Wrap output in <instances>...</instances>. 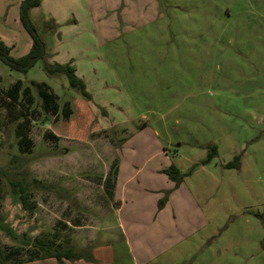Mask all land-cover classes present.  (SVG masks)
I'll return each instance as SVG.
<instances>
[{
    "label": "rangeland",
    "instance_id": "1",
    "mask_svg": "<svg viewBox=\"0 0 264 264\" xmlns=\"http://www.w3.org/2000/svg\"><path fill=\"white\" fill-rule=\"evenodd\" d=\"M23 1L0 0V39L16 58L33 46ZM30 16L45 62L74 67L91 98L42 61L27 74L0 61V222L29 243L0 231L8 262L59 264L31 246L45 233L94 256L106 247L98 263L65 264H138L100 183L124 154L182 175L166 226L178 242L149 264H264V0H43ZM14 177L27 179L34 214Z\"/></svg>",
    "mask_w": 264,
    "mask_h": 264
},
{
    "label": "crops",
    "instance_id": "2",
    "mask_svg": "<svg viewBox=\"0 0 264 264\" xmlns=\"http://www.w3.org/2000/svg\"><path fill=\"white\" fill-rule=\"evenodd\" d=\"M44 84L47 83L42 82L41 86ZM160 153L162 157H167L165 151ZM144 156L127 159L124 154H117L107 172L100 178L105 197L117 214L129 253L138 264L152 263L166 252H171L178 242V238L172 236V228L167 229L166 226L172 220L171 216L167 215V210L180 186L178 187L164 172L166 164H154L151 168L152 162L155 161L154 156ZM160 178L164 185H154L158 184ZM167 191L171 192L164 200V193ZM176 221L175 219L174 222ZM178 224L174 225L177 228V236L183 239L190 233V223L180 220ZM195 231L192 230L191 233ZM105 251V246L98 248L95 250V257L100 260L102 255H105L107 259Z\"/></svg>",
    "mask_w": 264,
    "mask_h": 264
},
{
    "label": "trees",
    "instance_id": "3",
    "mask_svg": "<svg viewBox=\"0 0 264 264\" xmlns=\"http://www.w3.org/2000/svg\"><path fill=\"white\" fill-rule=\"evenodd\" d=\"M43 0H24L20 6V20L26 31L31 35L33 40V46L28 54L16 58L12 55L13 48L7 45L3 40L0 39V61L6 65L11 71L27 74L31 69H33L38 62H43L44 70L50 76H59L66 75L70 81V86L79 92L82 95L89 99L91 98L90 94L87 91V86L82 79L77 76L76 69L70 64L68 65H51L45 62L46 47L45 43L39 36L37 29L31 19L30 11L33 8H38L41 6ZM2 131V122L0 121V133ZM2 143L0 141V149ZM216 155V149L213 150V153H210L207 160L204 161L205 164L209 163L213 157ZM235 163H230L229 166H234ZM164 172L169 175V177L179 184L182 180L181 172L174 166ZM8 176V172L5 169L0 167V204L4 198V183L3 179ZM11 191L15 195L22 208L34 214L38 209V203L33 200L31 196L30 185L27 182L26 178H11L9 180ZM43 188H48L43 185ZM262 218V216H261ZM0 231H4L10 238L14 241L19 242L20 244H29L27 243L25 235L18 236L16 232L7 225L0 222ZM31 246L40 252L41 260L54 259L59 264H65L67 261L76 262L84 260L89 263H98L92 250L83 249L77 251L73 246L67 245H55L45 233H41L36 236ZM0 264H10L5 257V254L0 249Z\"/></svg>",
    "mask_w": 264,
    "mask_h": 264
}]
</instances>
